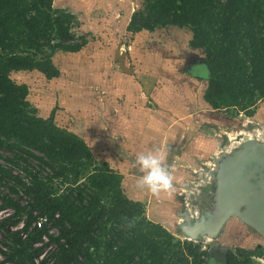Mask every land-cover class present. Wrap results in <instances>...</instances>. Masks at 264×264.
<instances>
[{
	"label": "trees",
	"instance_id": "16d2710c",
	"mask_svg": "<svg viewBox=\"0 0 264 264\" xmlns=\"http://www.w3.org/2000/svg\"><path fill=\"white\" fill-rule=\"evenodd\" d=\"M52 2L0 0V148L11 153L10 158L0 157L23 163L21 176L0 164V183L10 192L20 186L27 197L20 204L0 192V207L14 209L0 220L4 238L11 240L8 251H2L4 261L205 264V250L148 219L142 201L123 192L122 174L93 157L83 138L58 127L52 111L47 117L37 115L26 99L27 84L11 79L12 71L31 70L55 78L59 69L52 62L53 52H77L86 44V38L70 30L74 15ZM166 25L187 28L188 46L202 50L208 70L202 95L206 104L227 116H233L231 110L252 116L257 102L264 101V0H143L125 28L136 33ZM30 159L51 173L41 175ZM79 177L83 181L75 185ZM54 179H72L75 193L71 188L60 191L53 186ZM33 210L47 215L58 230L35 248L32 243L47 233L45 227L31 229L23 240L19 231L8 229L24 214L26 231L35 219ZM50 244L53 250L36 263L34 258ZM256 257L264 258L261 247L228 248L225 264H253Z\"/></svg>",
	"mask_w": 264,
	"mask_h": 264
},
{
	"label": "rangeland",
	"instance_id": "374dc122",
	"mask_svg": "<svg viewBox=\"0 0 264 264\" xmlns=\"http://www.w3.org/2000/svg\"><path fill=\"white\" fill-rule=\"evenodd\" d=\"M52 5L74 15L76 19L70 30L77 37L86 38V44L77 52H53L52 62L59 69L55 78L47 79L37 70L10 72L12 80L27 84L26 99L35 113L47 117L52 111L53 122L58 127L75 131L83 138L81 135L86 134L79 133V128L84 129L90 123L96 125L104 97H119L117 93H139L142 97L145 94L147 104L157 112H164L162 116L167 122L170 116L173 121L192 116L191 111L188 115L184 113L187 112L186 94H189V103L197 104L195 111L198 113L193 118L198 126H203L199 130L205 137V149L195 157L186 155L179 160L176 158L172 165L165 164L171 173L173 170V190L154 195L146 188H137L140 197L136 198L144 204L148 219L154 222L162 219L164 224L161 225L176 238L198 244L205 250L208 253L205 264H221L227 248L258 246L264 250V238L236 217H231L211 240H206V236L196 240L184 238L178 228L183 219L180 214L185 209L196 218L212 208L211 176L217 155L237 147L254 130L263 141L264 101L257 102L252 116L241 112L234 114L233 110L229 111L233 116H227L225 112L212 110L202 97L208 74L203 53L201 49L188 46L187 28L166 25L136 33L126 30L131 13L143 7V0H53ZM157 124L160 129L153 132V136L160 137L159 131L166 126L165 119L160 118ZM96 136L99 135L92 137ZM181 142L180 146L184 147L186 141ZM89 145L93 157L104 162L103 158H98L105 156L100 141L96 140L94 146ZM184 150L185 147L181 152ZM188 150L192 153L191 148ZM0 156L10 158L11 153L0 148ZM29 163L31 167L35 165L34 169H38L41 175L51 173L50 168L37 166L33 159ZM0 164L4 169L22 175V162L18 161L16 165L0 157ZM179 173L183 174L177 177ZM82 181L83 178H77L75 185ZM53 186L60 191L71 188L75 193L72 179H54ZM16 190L10 192L0 183L2 194L20 201L27 198L20 186H16ZM159 205H164V209ZM51 250L52 247H46L41 252L48 254ZM253 264H264V258H253Z\"/></svg>",
	"mask_w": 264,
	"mask_h": 264
},
{
	"label": "crops",
	"instance_id": "0c3cea01",
	"mask_svg": "<svg viewBox=\"0 0 264 264\" xmlns=\"http://www.w3.org/2000/svg\"><path fill=\"white\" fill-rule=\"evenodd\" d=\"M190 36L189 31L187 33L188 39ZM117 94L120 96H112L108 99L104 97L103 106L99 112L100 119L97 121L98 124L90 123L84 129L79 128L78 132L86 134L81 136L88 146H90L89 144L94 146L96 140L100 141L105 156H99L98 158H103V161L108 162L110 168L122 174L121 187L124 189L123 192L129 198L138 200L136 197H140V195H138L136 190L138 188L136 180L143 175V172L138 165L134 164L137 154L159 150L164 156V164L168 165L174 164L175 162L173 161L176 158V160H179L183 156L186 157V155H189L188 157L190 158L200 155L201 150L205 149V144L203 143L205 137L199 130L203 126H198L197 120L193 118V115L195 116L198 113V111H195L197 104L189 103L191 100L189 94H186V100L183 99L187 102L185 104L187 112L184 113L188 115L190 111L192 112V116L188 117L189 120L188 118L183 120L180 117L173 121V116H170L171 119L167 122L166 118L162 116L164 112H157L154 107L152 108L147 104L145 94H143L144 97L139 93ZM149 97L151 96L149 95ZM160 118L165 119L166 126L159 131L161 133L160 137L153 136V132L160 129L157 126ZM162 134H165V136ZM93 135L99 136L95 138L92 137ZM179 139L181 144V141H186L185 150L182 152L181 149L184 147L180 146ZM188 148H191L192 153ZM91 151L93 152V149ZM180 152L181 154L178 155ZM182 174L176 175L180 177ZM173 189L174 187L170 190ZM180 190L182 191L181 188ZM159 206L164 209V205ZM156 222L164 224L163 220L159 218L156 219Z\"/></svg>",
	"mask_w": 264,
	"mask_h": 264
},
{
	"label": "water",
	"instance_id": "95a60500",
	"mask_svg": "<svg viewBox=\"0 0 264 264\" xmlns=\"http://www.w3.org/2000/svg\"><path fill=\"white\" fill-rule=\"evenodd\" d=\"M211 178L212 208L196 218L186 209L180 214L184 238L216 237L231 217L264 238V141L248 138L220 154Z\"/></svg>",
	"mask_w": 264,
	"mask_h": 264
},
{
	"label": "clouds",
	"instance_id": "9594fccd",
	"mask_svg": "<svg viewBox=\"0 0 264 264\" xmlns=\"http://www.w3.org/2000/svg\"><path fill=\"white\" fill-rule=\"evenodd\" d=\"M134 164L143 172V175L136 180L138 188H146L155 195L173 187V175L164 164V156L159 150L137 154Z\"/></svg>",
	"mask_w": 264,
	"mask_h": 264
},
{
	"label": "built area",
	"instance_id": "2783aa9c",
	"mask_svg": "<svg viewBox=\"0 0 264 264\" xmlns=\"http://www.w3.org/2000/svg\"><path fill=\"white\" fill-rule=\"evenodd\" d=\"M13 199L17 200L16 198L13 197ZM26 200V199H25ZM20 201L17 200L20 204H25L26 201ZM14 209L9 206H2L0 207V220L10 216L13 213ZM32 214L35 216V219L32 221L31 225L28 227L26 231H23L24 224H25V215L23 214L20 220H18L17 223L13 225H9L8 229L13 232V231H19L18 237L20 239H25L27 234L31 231L33 228H41L45 227L47 233H43L41 235V239L38 241H35L32 243V247H39L43 243H46L49 239V235L55 236L58 234V230L55 226H53L52 219H49L47 215L45 214H38L37 211H32ZM58 213L54 214V217H57ZM6 244V245H5ZM11 245V240L5 239L3 236V232L0 230V261H4V254L2 251H8V246ZM47 247L49 248H54L53 244L48 245ZM45 255V252H39L38 257L34 258V261L37 263L43 256ZM3 264H11L9 261H4ZM24 264V263H23ZM28 264V263H25Z\"/></svg>",
	"mask_w": 264,
	"mask_h": 264
},
{
	"label": "bare ground",
	"instance_id": "6f19581e",
	"mask_svg": "<svg viewBox=\"0 0 264 264\" xmlns=\"http://www.w3.org/2000/svg\"><path fill=\"white\" fill-rule=\"evenodd\" d=\"M240 132H241V131H240ZM242 132H243V131H242ZM239 134H240V133H239ZM247 138H257V139L260 140V138L258 137V134L255 132V130H254L253 132L249 133V136H248ZM262 139H263V141H264V138H262ZM239 143H240V142H239ZM231 147H233V146H231ZM217 156H219V155H217ZM179 220H181V219L179 218ZM205 238H206V240H211L212 237L206 236Z\"/></svg>",
	"mask_w": 264,
	"mask_h": 264
},
{
	"label": "flooded vegetation",
	"instance_id": "af4514ba",
	"mask_svg": "<svg viewBox=\"0 0 264 264\" xmlns=\"http://www.w3.org/2000/svg\"><path fill=\"white\" fill-rule=\"evenodd\" d=\"M227 249H228V248H227ZM227 249L224 251L223 259H222L221 264H225V254H226ZM207 258H208V256H207ZM207 258H206V260H207ZM219 264H220V263H219Z\"/></svg>",
	"mask_w": 264,
	"mask_h": 264
}]
</instances>
